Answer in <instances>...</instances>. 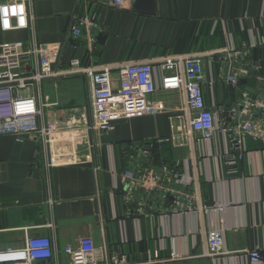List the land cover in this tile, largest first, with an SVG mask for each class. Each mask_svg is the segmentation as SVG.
Masks as SVG:
<instances>
[{
    "label": "crops",
    "instance_id": "crops-1",
    "mask_svg": "<svg viewBox=\"0 0 264 264\" xmlns=\"http://www.w3.org/2000/svg\"><path fill=\"white\" fill-rule=\"evenodd\" d=\"M134 3L121 11L105 0H31L30 26L18 30L12 0H0V43L23 42V51L49 44L59 53L57 75L23 91L37 99L48 146L36 136H0V250L48 237L59 256L37 264H71L65 249L90 239L93 257L107 262L251 264L246 252L264 249V110L244 103L246 95L264 103V0H153L142 11ZM178 57L201 58L206 105L224 128L256 127L242 152L221 130L200 140L184 92L162 89V66ZM74 60L111 67L116 87L119 67L151 63L149 114L96 130L91 76L72 73ZM37 68L32 56L20 72ZM141 149L147 158L136 155ZM133 160L142 162L143 182L157 179L154 188L123 182ZM213 231L223 235L225 255H209Z\"/></svg>",
    "mask_w": 264,
    "mask_h": 264
},
{
    "label": "built area",
    "instance_id": "built-area-1",
    "mask_svg": "<svg viewBox=\"0 0 264 264\" xmlns=\"http://www.w3.org/2000/svg\"><path fill=\"white\" fill-rule=\"evenodd\" d=\"M98 1V0H96ZM110 8L121 11H132L134 0H105ZM31 0H12V17L15 28L28 29L32 20L29 12ZM83 22L71 28V36H81ZM23 42L0 43V136L30 135L43 139L46 147L51 138L50 128L41 127L42 117L37 99L34 95H23L29 86L40 84L45 79L55 77L53 65L58 63L59 53L49 44H37L28 51L24 50ZM35 57L37 71L26 77L20 70L24 60ZM72 73H86L91 76L93 97L91 101V117L93 127L101 133H108L121 119L144 117L149 114L148 98L157 87L154 83V72L151 63L124 65L117 69L118 83L112 77V68L104 67L94 71L84 69L80 61L71 62ZM166 73L162 77L163 90H182L185 94L187 110L190 114V128L200 135V140H211L218 130L228 137L235 151L244 150L247 137H258L256 127L251 122L242 123L237 131L223 127L214 112L207 107L202 90L204 70L199 57L171 58L162 66ZM173 71V72H171ZM234 82V78L230 77ZM259 98H264L259 97ZM256 99L246 95L244 107L264 110V103L257 104ZM234 112V110L232 111ZM167 139H158L163 143ZM139 158H147L149 151L141 149L136 154ZM234 160V159H233ZM233 160L228 164H233ZM52 162L50 163V167ZM132 165V166H130ZM123 174V182L135 189L154 188L157 179L143 182L140 178L142 162L137 160L130 164ZM167 170V169H166ZM164 170V171H166ZM207 247L211 257L225 255V240L220 232L213 231L207 236ZM92 240L85 239L77 248L67 247L65 255L71 264H127L124 257L109 260L95 259ZM59 252L53 241L48 237H28L23 247H7L0 250V264H37L40 261L54 260ZM251 264H264V249L246 252Z\"/></svg>",
    "mask_w": 264,
    "mask_h": 264
},
{
    "label": "water",
    "instance_id": "water-1",
    "mask_svg": "<svg viewBox=\"0 0 264 264\" xmlns=\"http://www.w3.org/2000/svg\"><path fill=\"white\" fill-rule=\"evenodd\" d=\"M92 1H94V0H92ZM152 1L153 0H135L134 9L136 11H142L143 10L142 9V3L147 4V6H146L147 8L151 7L152 6ZM147 10H148L147 12H153L152 9H147Z\"/></svg>",
    "mask_w": 264,
    "mask_h": 264
}]
</instances>
